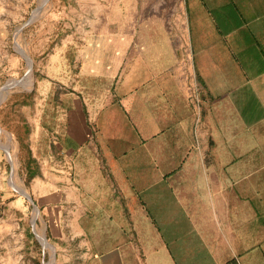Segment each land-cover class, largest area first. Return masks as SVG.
Instances as JSON below:
<instances>
[{
	"label": "crops",
	"instance_id": "obj_1",
	"mask_svg": "<svg viewBox=\"0 0 264 264\" xmlns=\"http://www.w3.org/2000/svg\"><path fill=\"white\" fill-rule=\"evenodd\" d=\"M161 2L73 0L23 97L29 264H264V0Z\"/></svg>",
	"mask_w": 264,
	"mask_h": 264
},
{
	"label": "rangeland",
	"instance_id": "obj_2",
	"mask_svg": "<svg viewBox=\"0 0 264 264\" xmlns=\"http://www.w3.org/2000/svg\"><path fill=\"white\" fill-rule=\"evenodd\" d=\"M161 1L171 29L168 15L174 3ZM121 9L126 13V7ZM80 11L73 0H0V264H29L35 236L28 232L38 211L26 177V152L18 149L13 134L15 114L24 110L23 97L32 90L38 96L34 110H40L42 63L56 40L67 38L79 25Z\"/></svg>",
	"mask_w": 264,
	"mask_h": 264
},
{
	"label": "trees",
	"instance_id": "obj_3",
	"mask_svg": "<svg viewBox=\"0 0 264 264\" xmlns=\"http://www.w3.org/2000/svg\"><path fill=\"white\" fill-rule=\"evenodd\" d=\"M35 174V173H34Z\"/></svg>",
	"mask_w": 264,
	"mask_h": 264
}]
</instances>
